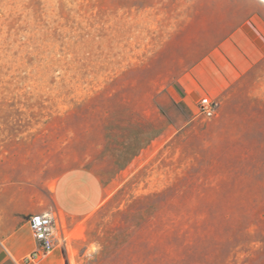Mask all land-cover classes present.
Segmentation results:
<instances>
[{
  "label": "rangeland",
  "instance_id": "obj_1",
  "mask_svg": "<svg viewBox=\"0 0 264 264\" xmlns=\"http://www.w3.org/2000/svg\"><path fill=\"white\" fill-rule=\"evenodd\" d=\"M251 1L0 0V213L51 211L68 264H264ZM214 57L221 91L200 66ZM205 95L211 119L195 115ZM76 167L112 189L82 219L51 198Z\"/></svg>",
  "mask_w": 264,
  "mask_h": 264
},
{
  "label": "crops",
  "instance_id": "obj_2",
  "mask_svg": "<svg viewBox=\"0 0 264 264\" xmlns=\"http://www.w3.org/2000/svg\"><path fill=\"white\" fill-rule=\"evenodd\" d=\"M250 10L253 19L257 18L264 23V5L252 0ZM216 59L214 57L210 62L213 73L209 72L204 62H200V66L207 76L206 80L212 84L214 90L221 91L229 84V81L222 69V62ZM188 98L186 96L184 99ZM111 190L106 187L103 177L94 170L76 167L64 172L56 179L51 198L60 214L82 219L98 210ZM12 200L11 196V199H6L4 202L9 204ZM41 212L44 211L37 213ZM28 214L27 210L18 208L0 213V264H68L64 250L59 247L38 259L32 258L38 249V243L30 229L28 218L26 219ZM63 236L66 240L65 235Z\"/></svg>",
  "mask_w": 264,
  "mask_h": 264
},
{
  "label": "built area",
  "instance_id": "obj_3",
  "mask_svg": "<svg viewBox=\"0 0 264 264\" xmlns=\"http://www.w3.org/2000/svg\"><path fill=\"white\" fill-rule=\"evenodd\" d=\"M216 107L217 102L209 95H205L195 103V115L204 119H211L216 114ZM27 221L38 243V249L32 258L38 259L51 253L64 240V236L59 235L57 220L51 211L32 214Z\"/></svg>",
  "mask_w": 264,
  "mask_h": 264
},
{
  "label": "trees",
  "instance_id": "obj_4",
  "mask_svg": "<svg viewBox=\"0 0 264 264\" xmlns=\"http://www.w3.org/2000/svg\"><path fill=\"white\" fill-rule=\"evenodd\" d=\"M210 62H211L210 59H205V60H204V63H205L206 66H207ZM208 70L210 71V73H213V71H214L212 67H210V68L208 67Z\"/></svg>",
  "mask_w": 264,
  "mask_h": 264
},
{
  "label": "bare ground",
  "instance_id": "obj_5",
  "mask_svg": "<svg viewBox=\"0 0 264 264\" xmlns=\"http://www.w3.org/2000/svg\"><path fill=\"white\" fill-rule=\"evenodd\" d=\"M260 1L264 2V0H260Z\"/></svg>",
  "mask_w": 264,
  "mask_h": 264
}]
</instances>
